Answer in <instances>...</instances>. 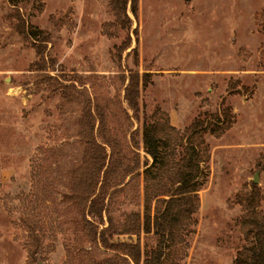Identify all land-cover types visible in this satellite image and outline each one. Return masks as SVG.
Returning <instances> with one entry per match:
<instances>
[{
  "label": "rangeland",
  "instance_id": "1",
  "mask_svg": "<svg viewBox=\"0 0 264 264\" xmlns=\"http://www.w3.org/2000/svg\"><path fill=\"white\" fill-rule=\"evenodd\" d=\"M17 2L0 0V264H94L116 255L90 242L72 196L88 101L94 113L102 108L125 154L141 158L114 203L121 222L144 212V163L153 165L142 144L144 117L160 109L183 138L197 118L207 119L215 134L206 136L197 224L184 243L168 242L163 264H235L249 244L240 218L256 178L264 213V0H139L137 18L128 6L130 31L111 0ZM22 22L48 36L45 61L38 38L18 29ZM130 70L150 74L140 121L125 100ZM175 144L161 142L154 173L174 161ZM139 241L143 250L156 245L153 235L114 239Z\"/></svg>",
  "mask_w": 264,
  "mask_h": 264
},
{
  "label": "trees",
  "instance_id": "2",
  "mask_svg": "<svg viewBox=\"0 0 264 264\" xmlns=\"http://www.w3.org/2000/svg\"><path fill=\"white\" fill-rule=\"evenodd\" d=\"M12 6L18 7L17 0H9ZM117 21L123 29H132V20L128 15V6L137 18L139 0H111ZM18 29L25 39L36 40L37 52L41 61H45L48 36L38 37L33 28L27 30L26 22L19 24ZM138 34V30H135ZM130 37V36H129ZM131 39V38H130ZM119 48L121 52L130 48V40ZM136 52V49L133 50ZM138 63V55L136 54ZM39 71H46L40 63ZM125 89V100L135 119L140 118L141 94L148 86L150 74L129 71ZM62 86V85H61ZM65 98L72 102L70 87L62 86ZM97 114L92 109L91 101L86 103L80 121L79 137L85 145L83 164L75 170V184L72 190L73 200L80 207L84 217V229L91 243L114 252L113 258L94 264H121V257L129 258L133 264H163L168 242L184 243L187 235L194 233L197 224L195 216L200 211V176L204 154L208 149L206 136L215 134L209 128L207 119L197 118L188 128L185 138L174 127L168 116L158 109L155 116L144 117L142 144L146 154L157 164L161 158V142L165 139L175 141L172 163L154 173L150 162L144 163V212H133L118 221L113 215L116 197L125 191L128 178H132L142 168L140 155L134 152L128 157L121 142L107 129L104 111L96 106ZM226 113H232L231 108ZM220 115H217L219 117ZM135 134V133H134ZM134 149L140 145L133 139ZM179 148V151L177 149ZM180 157L178 160L176 157ZM261 191L253 184L250 195L246 199V207L240 218V230L247 246L236 256L235 264H264V213L259 210ZM153 235L156 239L154 248L144 250L138 243H115L117 236Z\"/></svg>",
  "mask_w": 264,
  "mask_h": 264
},
{
  "label": "water",
  "instance_id": "3",
  "mask_svg": "<svg viewBox=\"0 0 264 264\" xmlns=\"http://www.w3.org/2000/svg\"><path fill=\"white\" fill-rule=\"evenodd\" d=\"M254 183H255V184H258V178H256V179L254 180Z\"/></svg>",
  "mask_w": 264,
  "mask_h": 264
}]
</instances>
